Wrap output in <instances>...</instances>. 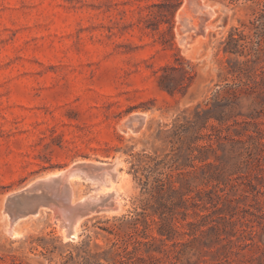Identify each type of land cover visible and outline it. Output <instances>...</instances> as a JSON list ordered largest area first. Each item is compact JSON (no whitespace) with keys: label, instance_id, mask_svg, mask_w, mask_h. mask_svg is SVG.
<instances>
[{"label":"rangeland","instance_id":"1","mask_svg":"<svg viewBox=\"0 0 264 264\" xmlns=\"http://www.w3.org/2000/svg\"><path fill=\"white\" fill-rule=\"evenodd\" d=\"M263 3L0 0V256L27 264H264V42L239 75L253 86L248 92L235 87L238 77L229 71L245 56L222 50L228 33L250 25ZM253 31L249 40L256 41ZM216 94L236 103L226 124L211 121L234 138L226 142L234 152L225 177L205 182L191 150L205 140L172 132ZM207 161L220 163L212 153ZM96 162L111 164L108 170L116 162L107 187L118 206L83 216L76 238L45 205L20 217L17 235L9 234L7 220L19 207L7 205L9 195ZM88 179L69 180L75 201L106 195L104 184ZM212 185L219 198L206 193ZM140 199L146 221L134 219ZM156 207L172 227L166 235L158 233Z\"/></svg>","mask_w":264,"mask_h":264},{"label":"trees","instance_id":"2","mask_svg":"<svg viewBox=\"0 0 264 264\" xmlns=\"http://www.w3.org/2000/svg\"><path fill=\"white\" fill-rule=\"evenodd\" d=\"M250 25L242 23L241 28L235 27L232 29L226 39L223 41L222 50L224 53L233 54L237 56H245V59L241 61H235L234 65L231 66L232 68L229 69V71L238 77L239 82L235 85L236 88H239L240 90L249 91L251 89V86L247 81L241 80L239 77L240 74H242L244 71H247L250 64L255 62L258 57V52L260 49V40L264 42V3L261 5L255 16L249 21ZM252 34H255V38H257L256 41L249 40L252 35L249 34L250 30H253ZM251 43V44H250ZM264 61V60H263ZM259 76L260 81L262 82V86H264V68L263 65L259 67ZM253 83H256V80H253ZM228 86V84H226ZM170 93H172V90H168ZM264 92V90H263ZM236 95V93L234 94ZM219 95L216 94L212 98L211 105H208L207 107L203 108L200 104H198L195 108V111L192 115V118L188 120V124H182L178 123L175 125L172 135L177 136L178 138H185L189 142H196L198 140H205L203 144H198L195 147H193L192 151H197L193 159L198 160L202 164L198 166L200 175L198 177H201V179L205 182H209L210 180H216L217 182L223 179L225 177V165L227 164L228 160H230L231 152H234V148L232 144H227L226 142H232L235 141L233 137L230 136V134H224L222 135V127H218L215 123H212L211 121H216L217 124H226L227 121L234 116L232 110L236 106V103L232 100H229L228 98H225L221 101ZM235 121V119H234ZM205 127L209 128L211 130L210 133H199L200 130ZM230 128V124H227L226 131ZM238 133V132H235ZM213 135H216L214 141H216V147L213 146ZM220 149L222 151L221 154L217 153V150ZM214 154L216 158L220 160V163L217 165H214L215 163L208 162L207 160L210 157V154ZM214 166V167H212ZM145 166H142V169ZM212 168V169H211ZM139 167L134 169V175L135 178L139 172ZM143 175V172H140ZM155 186L159 188V192L161 193L157 196V205L161 208V206H164L162 201L164 200L163 194L161 192L162 189V183L161 179L158 177H155ZM138 181L142 186L143 192H149L148 189V182L147 180L143 179L142 176L138 177ZM216 186L212 185L211 189L206 191L208 196L210 197V193L213 194L215 197L219 198L220 196L216 194V191L214 190ZM201 191H198V193ZM205 192V191H204ZM202 195H199V199ZM203 197V196H202ZM146 202L140 199L139 204L135 207V220H139L142 218V221H146V218L148 214L145 212L146 209ZM136 208H139V210H136ZM153 213L158 214V218L160 220V224L158 226V233L160 235H166L168 230L166 228H169L171 230V226L167 227L165 225V219L163 218L164 215H162V211L158 210V208H154ZM186 215V214H184ZM152 221H155V219H152ZM189 225L193 223H188ZM0 264H27L21 259H15L14 257L10 260H5L2 256H0Z\"/></svg>","mask_w":264,"mask_h":264},{"label":"bare ground","instance_id":"3","mask_svg":"<svg viewBox=\"0 0 264 264\" xmlns=\"http://www.w3.org/2000/svg\"><path fill=\"white\" fill-rule=\"evenodd\" d=\"M187 2H189V0H187ZM193 5H194V3H193ZM201 6L204 7L203 4ZM208 8H209V6H208ZM207 11H209L211 13L210 9L207 10ZM207 11L205 13L210 14ZM182 19L183 18H181V21H182ZM185 20H187V19H185ZM207 20H208V18H207ZM186 24L189 25L188 23H186ZM183 26H185V25H183ZM202 26H204V24ZM188 28H189V26H188ZM187 41H186V43H187ZM135 116H139V115H137V114L136 115L135 114L131 115V117H133V118ZM87 162H89V161H87ZM93 165L100 166L99 173H97V174L95 173L94 175H90L89 173H87V171L83 170L82 168L76 167L74 169L67 170V172H65V173L61 172L62 173L61 178H60V176L57 175V172H56L54 174H49V175L44 176L43 178H40V179L36 180L30 187L26 188V190L35 188V189H33L32 194H29V195L26 194L27 198H25V199H27V200L29 199L27 205H30V206H32L33 204L43 205L45 203V201H43V199L40 198V195L43 194L44 190H46L49 193L53 194V197L46 196V200L48 201V203L50 202L49 205H47V206L55 208V210L58 212V214L63 216L64 228H65L67 236L69 238H76L77 227H78L79 221L83 218V215L80 214V209H85L86 207H88L90 205H93L94 203H96V202H98V201H100V200H102L104 198H106L108 201H110L112 205L114 204L115 206L116 205L118 206L120 204L117 201V197H118V196L116 197L117 194H115L114 191H111V187H107V186H110L112 184L111 181L114 180V177H115V174H116L114 166L117 165L116 162H115V165L113 164L111 166V169H109V170L105 167L104 163L100 164L99 162H96V163H93ZM106 175L109 176V177H106ZM78 176H83L86 179H88V178H97L98 180L95 179V181H93L94 180L93 179L92 181L94 183H96V181H100L99 183L100 184L102 183L101 185L104 184L105 187L107 188V191L105 193L106 195H104V193H103L104 197L103 196H98V195H97V197H93V196L89 195L88 197H86V198H84L82 200L79 199V201H75L76 199L75 200L73 199V195L74 194H72L73 193L72 188L70 187L68 182H69V180H71L73 178H78ZM59 179H61V180L59 181ZM89 180L90 179H88V181ZM64 181H66V182L64 183ZM62 184H64V185H62ZM55 196H57V197L60 196V199L56 198ZM61 200L62 201L66 200L67 204L60 202ZM114 208L116 209V207H114ZM111 209H113V208H111ZM53 212H55V211H53ZM111 213H113V212H111ZM15 215H16V212H14L13 217H15ZM18 220L19 219H16L12 223H10L11 220H9V221L7 220V222H8L7 223V231L12 236L17 235V233H18L16 228H15L16 222Z\"/></svg>","mask_w":264,"mask_h":264},{"label":"water","instance_id":"4","mask_svg":"<svg viewBox=\"0 0 264 264\" xmlns=\"http://www.w3.org/2000/svg\"><path fill=\"white\" fill-rule=\"evenodd\" d=\"M106 166L110 167L111 164H105ZM78 167L82 168L83 170L87 171V173L92 174V172L95 170V168L99 169L100 166H95L90 163H80ZM35 189V188H33ZM33 189L26 190L24 189L23 191L16 192L14 194L9 195L6 198L7 205L9 206L10 204H17L19 202V207H17L16 210V215L12 219H10V223L14 222L16 219H19L20 217H25L28 214H36L38 212V209L40 206H47L49 205L48 201L46 200V196L53 197V194L49 193L48 191L44 190L43 194L40 195V198L45 201L43 205L40 204H33L32 206L27 205L25 202L26 194H32ZM33 196V195H32ZM110 201H108L106 198L103 200H100L93 205H90L86 207L85 209H80V214L83 216L88 215L89 213L93 211H101V210H112Z\"/></svg>","mask_w":264,"mask_h":264}]
</instances>
